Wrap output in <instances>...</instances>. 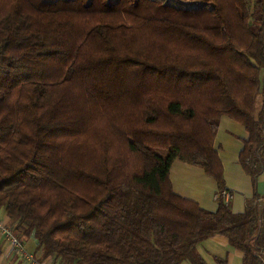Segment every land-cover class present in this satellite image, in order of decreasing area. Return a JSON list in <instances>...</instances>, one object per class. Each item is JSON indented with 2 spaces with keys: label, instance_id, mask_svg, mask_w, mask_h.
Masks as SVG:
<instances>
[{
  "label": "trees",
  "instance_id": "16d2710c",
  "mask_svg": "<svg viewBox=\"0 0 264 264\" xmlns=\"http://www.w3.org/2000/svg\"><path fill=\"white\" fill-rule=\"evenodd\" d=\"M193 1L0 0V208L36 260L207 264L222 234L264 264V201L231 211L213 145L222 116L245 127L256 190L264 0ZM176 159L216 180L215 210L173 191Z\"/></svg>",
  "mask_w": 264,
  "mask_h": 264
},
{
  "label": "crops",
  "instance_id": "0c3cea01",
  "mask_svg": "<svg viewBox=\"0 0 264 264\" xmlns=\"http://www.w3.org/2000/svg\"><path fill=\"white\" fill-rule=\"evenodd\" d=\"M260 103L261 97L258 98L257 109ZM248 136L245 127L228 116L220 118L214 136L213 145L222 165L224 188L230 193L228 206L233 212H243L255 191L259 195L257 201H264V170L256 180L255 190L250 175L243 170L238 159ZM169 180L175 193L196 201L205 209H216L218 185L202 167L176 159L171 163ZM0 220L8 226L12 223L2 208ZM19 239L25 249L33 254L35 239L31 235H20ZM197 251L207 264H219V258L224 259L225 264H242V251L232 247L222 234H214L200 242ZM0 264H31L9 244V239L3 233H0Z\"/></svg>",
  "mask_w": 264,
  "mask_h": 264
},
{
  "label": "built area",
  "instance_id": "2783aa9c",
  "mask_svg": "<svg viewBox=\"0 0 264 264\" xmlns=\"http://www.w3.org/2000/svg\"><path fill=\"white\" fill-rule=\"evenodd\" d=\"M221 194L225 202H227V200L230 198V193L226 190H223ZM0 233H3L9 239V244L15 248L26 260H29L31 264H48L47 262H40L36 260L33 254L25 249L24 243L16 236L15 232L1 220Z\"/></svg>",
  "mask_w": 264,
  "mask_h": 264
},
{
  "label": "rangeland",
  "instance_id": "374dc122",
  "mask_svg": "<svg viewBox=\"0 0 264 264\" xmlns=\"http://www.w3.org/2000/svg\"><path fill=\"white\" fill-rule=\"evenodd\" d=\"M177 6H194L196 3L193 0H166ZM188 262H185L187 264Z\"/></svg>",
  "mask_w": 264,
  "mask_h": 264
}]
</instances>
